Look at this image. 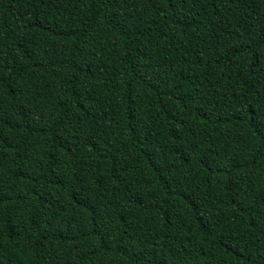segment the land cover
Here are the masks:
<instances>
[{"label": "trees", "instance_id": "16d2710c", "mask_svg": "<svg viewBox=\"0 0 264 264\" xmlns=\"http://www.w3.org/2000/svg\"><path fill=\"white\" fill-rule=\"evenodd\" d=\"M0 264H264V0H0Z\"/></svg>", "mask_w": 264, "mask_h": 264}]
</instances>
